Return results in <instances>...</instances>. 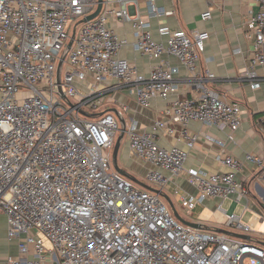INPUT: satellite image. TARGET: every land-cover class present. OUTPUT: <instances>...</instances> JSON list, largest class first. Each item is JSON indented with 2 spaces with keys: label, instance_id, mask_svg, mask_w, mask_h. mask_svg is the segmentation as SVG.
<instances>
[{
  "label": "built area",
  "instance_id": "2783aa9c",
  "mask_svg": "<svg viewBox=\"0 0 264 264\" xmlns=\"http://www.w3.org/2000/svg\"><path fill=\"white\" fill-rule=\"evenodd\" d=\"M137 1L102 0L94 18L78 23L96 9L97 0H0V212L8 238L18 240L17 255L8 256L6 264H264L260 236L241 239L187 226L160 195L113 168L109 151L120 124L114 113L100 108L113 102L112 92L120 88L144 108L176 94L178 68L161 59L168 54L187 69L189 96L170 101L149 130H140L134 118L125 127L130 154L154 166L145 183L162 190L183 172L196 189L180 196L186 214L208 198L235 195L238 202L247 196L236 178L241 161L223 151L217 159L226 172L183 169L199 136L189 130L190 121L227 130L231 140L241 124L240 103L226 99L212 87L214 75L199 69L209 33L160 24L157 41L150 18L172 12L145 0V17L131 12ZM257 5L244 23L253 41L244 72L251 89L260 86L255 68L264 65V0ZM200 18L210 19L211 11ZM110 19L129 22L134 50L157 60L148 75L118 56L127 41L107 25ZM73 21L81 27L58 84L57 63ZM259 127L263 132L264 118ZM160 131L176 135L186 149L159 145ZM245 159L264 170L263 159L251 153ZM217 209L224 212L221 203ZM225 214L227 225L245 235L252 231L235 213Z\"/></svg>",
  "mask_w": 264,
  "mask_h": 264
},
{
  "label": "crops",
  "instance_id": "0c3cea01",
  "mask_svg": "<svg viewBox=\"0 0 264 264\" xmlns=\"http://www.w3.org/2000/svg\"><path fill=\"white\" fill-rule=\"evenodd\" d=\"M155 1L158 6L172 13L160 18H150L152 37L157 41L162 39L157 34V27L160 24H167L172 29L207 31L209 38L204 44L199 69L209 70L214 75V80L210 82L212 87L226 99L239 102L241 108V124L232 133V140L228 138L227 130L205 126L196 120L188 123L189 130L199 133V136L194 147L188 151L183 162V169L195 168L209 173L226 172L229 168L217 159L218 154L223 151L241 161L242 166L236 178L243 183L247 190V196L238 202L235 201V195L224 200L208 198L197 203L191 214H186L180 206V196L195 194L196 189L181 172L170 178L167 186L161 190L163 194L161 197L172 211H176L186 221L201 224L204 230L217 231L221 228L211 218L206 219L203 216L208 210L212 212L218 210L219 203L222 204L224 210L222 212L225 216V212H233L241 217L249 209L258 214L260 223H264V170L254 162L245 159L246 154L251 153L264 160V130L262 132L259 127V121L264 118V65L255 68L260 80L258 88L251 89L244 78L247 59L253 50V41L246 37L247 30L244 23L248 15L258 11L257 0ZM130 9L131 12L138 11L142 16L146 17L147 15L145 0H138L136 8L131 7ZM207 9L211 11V18L205 21L201 20V12ZM107 25L114 30L119 38L127 41V44L119 48L118 56L134 64L140 73L148 75L151 66L157 60L148 59L134 50L131 24L110 19ZM161 59L178 68L175 75L178 83L177 93L166 99L156 98L151 101L149 107L144 108L139 106L124 88L115 90L111 95L114 101L108 102L104 109L108 111L111 108L116 109L126 127L129 126L130 118H134L140 130H149L152 122L160 117V110L166 108L170 101L178 95L189 96L191 91L187 80V69L175 56L163 54ZM123 105L127 106V110L123 109ZM124 114L128 116V121L125 120ZM174 128L178 129V126L174 125ZM205 135L223 143V147L218 143L208 142ZM158 144L165 148L176 146L186 149L185 143L178 140L176 135H168L161 131ZM118 158L121 163L120 167L135 177L144 176L149 170L154 169L153 165L130 154L127 137L124 142L121 140ZM164 173L168 175L167 172ZM224 203H226L225 207ZM238 204L242 208L238 209ZM182 213L186 217L182 216ZM263 233L257 235L260 236ZM261 241L264 242V239ZM45 244L48 243L45 241ZM17 245V239L8 238L6 216L0 212V264H6L8 256L17 255Z\"/></svg>",
  "mask_w": 264,
  "mask_h": 264
},
{
  "label": "water",
  "instance_id": "95a60500",
  "mask_svg": "<svg viewBox=\"0 0 264 264\" xmlns=\"http://www.w3.org/2000/svg\"><path fill=\"white\" fill-rule=\"evenodd\" d=\"M97 1H98V4H97L96 9L92 13L86 15L85 18L80 19L78 21V23L88 21V20L94 18L99 13V11L101 9V1L102 0H97ZM74 36H75V29L73 30L68 42L66 43L65 47L63 48V50L60 54L59 60H58L57 68H56V80H57L58 84L60 83V75H61L62 65L64 63V60L66 58L68 51L70 50V48L72 46ZM58 92L61 94V86L58 87ZM109 111L113 112L117 116V118L119 120V124H120L119 133L115 139L114 147L112 150V156H111L113 168L117 172H119L121 175H123L124 177L128 178L129 180H131L132 182L137 184L138 186H140L144 189H147L149 191L155 192L160 196H163L161 190L149 186L145 182H143V181L139 180L138 178H136L135 176H132L131 174H129L126 170H124L123 168H121L118 165V151H119L121 140L123 139L124 134H125V127L126 126H125L124 120L122 119V117L119 116V112L116 109L111 108V109H109ZM172 212H173L174 216L183 224L190 226V227H193V228H196V229H203V226L201 224L191 223L189 221H186L176 211H172ZM217 232L227 234V235H230V236H233L236 238H241V239H248L249 238L248 235L240 234V233H236V232H231V231H228V230L223 229V228L218 229ZM261 244L264 245V242L261 241Z\"/></svg>",
  "mask_w": 264,
  "mask_h": 264
},
{
  "label": "rangeland",
  "instance_id": "374dc122",
  "mask_svg": "<svg viewBox=\"0 0 264 264\" xmlns=\"http://www.w3.org/2000/svg\"><path fill=\"white\" fill-rule=\"evenodd\" d=\"M75 25V31L76 33L78 32V30L80 29L81 25L80 24H76V21L74 22H70L67 27H66V30L69 32V34L71 35L72 32H73V26ZM66 64H64L63 68H62V73L64 72L65 70V66ZM105 106L101 107L100 109H104ZM125 116V120L128 121V116L126 114H124ZM127 137L126 134H124V137L122 139V141L124 142L125 141V138ZM109 152H112L109 151ZM118 165L120 166L121 163L119 161V158H118ZM139 180L143 181V182H148L146 179H145V175L144 176H136ZM150 185H153L151 183H149ZM151 187H154L151 186ZM163 200V199H162ZM164 201V200H163ZM165 202V201H164ZM166 203V202H165ZM167 204V203H166ZM167 206L169 207V205L167 204ZM222 206V204H221ZM223 206L225 207L226 206V203L223 204ZM223 208V207H222ZM239 208H242V206L240 204H238V209ZM170 209V207H169ZM237 215V214H236ZM182 216L186 217L185 214L182 213ZM203 216L206 218V219H209L211 218L213 221H215L221 228L223 229H226L228 231H231V232H236V233H242V234H245L244 232L242 231H239L237 229H235L234 227L232 226H229L227 225V218L226 216L224 215V213L222 211H219V210H216L214 212H212L211 210H208L206 211ZM202 216V217H203ZM239 216V215H238ZM241 219V222L246 224L251 228L252 231L248 232L246 235H250V236H256L257 234L259 233H263L264 232V223H260V219H259V216L258 214L252 212L251 210H246L243 215L240 217ZM260 237L262 239H264V233L263 234H260ZM48 244H46L47 246Z\"/></svg>",
  "mask_w": 264,
  "mask_h": 264
}]
</instances>
